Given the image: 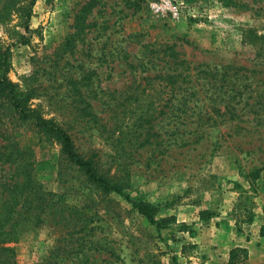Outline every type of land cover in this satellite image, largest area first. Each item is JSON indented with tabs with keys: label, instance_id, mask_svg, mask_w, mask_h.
I'll use <instances>...</instances> for the list:
<instances>
[{
	"label": "rangeland",
	"instance_id": "obj_1",
	"mask_svg": "<svg viewBox=\"0 0 264 264\" xmlns=\"http://www.w3.org/2000/svg\"><path fill=\"white\" fill-rule=\"evenodd\" d=\"M26 1L0 0L8 78L129 197L175 220L157 229L0 106V152L24 150L17 167L0 161V247L16 264H229L246 241L234 264H264V0H169L174 16L153 9L161 0H98L77 34L85 0H35L24 30ZM164 45L190 65L240 68L239 117L211 124L162 107L170 88L153 75L173 71Z\"/></svg>",
	"mask_w": 264,
	"mask_h": 264
},
{
	"label": "trees",
	"instance_id": "obj_2",
	"mask_svg": "<svg viewBox=\"0 0 264 264\" xmlns=\"http://www.w3.org/2000/svg\"><path fill=\"white\" fill-rule=\"evenodd\" d=\"M13 1L10 0V2ZM34 2L35 0H27L26 4L19 6L22 9L21 25L24 30L28 29V18ZM97 2L98 0H85L76 10L72 23L73 34L82 32L85 18L96 6ZM156 51L158 49L151 48L148 52ZM160 51L172 61L173 71L166 73L159 70V75H153V77H158L165 81V86H169L170 89L165 90L166 98L162 100L164 102L162 107L166 106L168 101L173 102V113L177 112L173 117L179 118L181 115L189 117L191 115H187L186 112L190 111L191 114H194L195 121H210L211 124H216V119L219 117H224L228 120L239 117L240 114L236 112V105L244 99L241 90L237 88L239 87L238 75L241 70L240 68L231 65L212 67L204 64L190 65L185 60L179 58L178 53L174 50V45H164ZM9 56V47L0 44V106L6 109L7 113L21 121L29 120L43 134L53 138L59 145L62 157L80 170L88 181L96 184L105 192H113L123 196L140 216L144 217L157 229L167 228L169 222L175 220L174 216L157 217L158 208L156 205L142 199L129 197L123 191L121 183L117 182L113 177L108 176L106 172L99 170L102 166V160L97 152L91 150L85 156L78 150L65 128H62L52 118L44 117L37 107L30 106L28 101L31 96L26 91L20 90L7 76ZM136 63L138 64L139 60L134 65ZM141 63L142 61L139 64ZM149 63L153 64L152 60ZM6 148L8 151L3 152ZM4 150L0 152V161L2 163H16L17 167L18 162L22 163L24 161L21 158L24 150H20L13 145L11 147L5 146ZM23 166H27V163H23ZM27 183L28 179L21 183L20 188L23 189L25 187L24 189H26ZM250 215L247 214V223L251 221ZM198 217L200 220H207L211 217V212L207 209H201L198 211ZM5 241H7L5 238L0 239L2 243ZM12 256L11 248L0 247V264H16ZM246 257L247 251L244 247L235 246L228 251L229 264L242 262ZM29 264L51 263L43 260Z\"/></svg>",
	"mask_w": 264,
	"mask_h": 264
},
{
	"label": "built area",
	"instance_id": "obj_3",
	"mask_svg": "<svg viewBox=\"0 0 264 264\" xmlns=\"http://www.w3.org/2000/svg\"><path fill=\"white\" fill-rule=\"evenodd\" d=\"M153 9L157 12H170L173 16L175 14L169 0H161L159 3L154 4Z\"/></svg>",
	"mask_w": 264,
	"mask_h": 264
},
{
	"label": "crops",
	"instance_id": "obj_4",
	"mask_svg": "<svg viewBox=\"0 0 264 264\" xmlns=\"http://www.w3.org/2000/svg\"><path fill=\"white\" fill-rule=\"evenodd\" d=\"M236 246H238V247H247V242L245 241H243V242H237L236 244H235Z\"/></svg>",
	"mask_w": 264,
	"mask_h": 264
}]
</instances>
